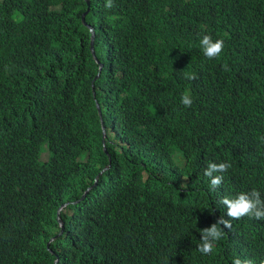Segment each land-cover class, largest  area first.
I'll use <instances>...</instances> for the list:
<instances>
[{"label": "trees", "instance_id": "trees-1", "mask_svg": "<svg viewBox=\"0 0 264 264\" xmlns=\"http://www.w3.org/2000/svg\"><path fill=\"white\" fill-rule=\"evenodd\" d=\"M90 1L99 64L86 0H0V264H261L264 219L220 200L264 199V0Z\"/></svg>", "mask_w": 264, "mask_h": 264}, {"label": "clouds", "instance_id": "clouds-1", "mask_svg": "<svg viewBox=\"0 0 264 264\" xmlns=\"http://www.w3.org/2000/svg\"><path fill=\"white\" fill-rule=\"evenodd\" d=\"M105 6L107 8H112L114 6L113 0H107V3ZM87 9H88V7H87ZM200 47H201V50H202L204 56H206L208 59H210V60L211 59H217L221 56V54L223 52L224 41L222 39L213 40V38L210 35H203L202 38L200 39ZM94 61H95V59H94ZM96 64H99V61ZM100 66L101 65H99V71H101ZM101 68H102V66H101ZM224 69L226 71L230 70L228 68V65H226V64L224 65ZM184 75H185V79H189V80H195L197 78L195 73H187L186 72ZM181 103L185 107H190L193 103L192 97L189 94L182 95ZM231 167H232V165L230 163H227V162H223V163H211L210 162L208 164L207 168L204 171V174L210 178V187L213 191H215L218 187H220L222 182H223V177L221 175H214V173L225 172ZM106 168H108V167H106ZM95 186H96V184H95ZM75 203H77V202H75ZM220 203L227 207V215L231 219H240L244 216H250V217H254L256 219H264V199L261 198V193L257 189H252L249 192H241V193L237 194L234 198H229V197L225 196L220 200ZM69 204H71V203H69ZM65 205H68V203L64 204L63 206H65ZM68 206H70V205H68ZM68 206L64 207V209H61L62 208L61 207L60 209L63 211ZM61 212L58 211V215ZM60 219L61 218H59V222H60ZM231 227H232V225H231L230 220L225 219L223 216H221L217 220L216 223H213L210 227L202 229L201 230V233H202L201 243L197 247L199 252L204 254V255L212 254L214 251L216 243L218 241H220L225 235L224 229L231 228ZM232 264H254V261L251 259H245L242 261L240 258H234ZM261 264H264V261H262Z\"/></svg>", "mask_w": 264, "mask_h": 264}, {"label": "water", "instance_id": "water-1", "mask_svg": "<svg viewBox=\"0 0 264 264\" xmlns=\"http://www.w3.org/2000/svg\"><path fill=\"white\" fill-rule=\"evenodd\" d=\"M86 1H87L88 9L86 10L85 13H83V15H82V21H83V24H84L87 28H89V30H90V32H91V52H92V55H93V57H94L96 63H98V61H97V59H96V57H95V55H94V51H93L94 31H93L92 27H90L89 24L86 22V17H87V15L90 13V2H91V1H90V0H86ZM100 69H101V66H100ZM99 72H100V71H99ZM98 76H99V74L96 76V78H97ZM97 108H98L99 115H100V118H101V121H102V126H103V144H104V150H105V152H108V150H106V147H105V140H106V137H108V132H106V128L104 127V122H103V118H102V110H101V108H100V106H99L98 103H97ZM108 169H109V168H105L100 174H101V175L104 174L106 171H108ZM91 190H92V189H89L83 197H86V195L89 194ZM66 206H68V205L63 206L61 209H64V207H66ZM61 209L59 210V212L62 211ZM60 223H61L62 228H64V227H65V223H64L61 219H60ZM49 243H50V242H49ZM49 243H48V246H49Z\"/></svg>", "mask_w": 264, "mask_h": 264}, {"label": "rangeland", "instance_id": "rangeland-1", "mask_svg": "<svg viewBox=\"0 0 264 264\" xmlns=\"http://www.w3.org/2000/svg\"><path fill=\"white\" fill-rule=\"evenodd\" d=\"M179 157H180V153L177 152L175 158L177 159ZM47 159H48V154L47 153L43 154V161H46Z\"/></svg>", "mask_w": 264, "mask_h": 264}]
</instances>
